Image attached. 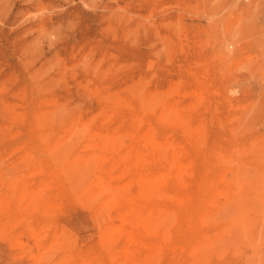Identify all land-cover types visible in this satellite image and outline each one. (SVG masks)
<instances>
[{
	"label": "rangeland",
	"instance_id": "obj_1",
	"mask_svg": "<svg viewBox=\"0 0 264 264\" xmlns=\"http://www.w3.org/2000/svg\"><path fill=\"white\" fill-rule=\"evenodd\" d=\"M0 264H264V0H0Z\"/></svg>",
	"mask_w": 264,
	"mask_h": 264
},
{
	"label": "bare ground",
	"instance_id": "obj_2",
	"mask_svg": "<svg viewBox=\"0 0 264 264\" xmlns=\"http://www.w3.org/2000/svg\"><path fill=\"white\" fill-rule=\"evenodd\" d=\"M139 123V122H138ZM137 129V128H136ZM154 138V137H153ZM154 141H155V138H154ZM164 152V151H163ZM178 153H180V152H178ZM153 154V153H152ZM156 160V159H155ZM142 161H143V159H142ZM179 165V164H178ZM180 168V167H179ZM127 169V168H126ZM170 176V175H169ZM168 176V177H169ZM162 178H163V175L161 176ZM171 177V176H170ZM144 185H145V183H143ZM112 200V199H111ZM135 200V199H134ZM137 203H138V201H137ZM140 203V202H139ZM138 205H140V204H138ZM178 206V205H177ZM138 207V206H137ZM140 207V206H139ZM165 213H168V212H165ZM143 214V213H142ZM150 215V214H149ZM119 216H121L120 214H119ZM143 217V216H142ZM150 217V216H149ZM135 218V217H134ZM144 218V217H143ZM143 223H145L146 224V222H143ZM116 250H118V249H116ZM160 253V252H159ZM131 257H133V256H131ZM98 261V260H97ZM95 263V262H94Z\"/></svg>",
	"mask_w": 264,
	"mask_h": 264
}]
</instances>
